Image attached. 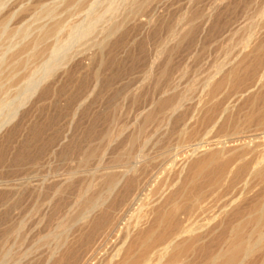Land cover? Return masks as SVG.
<instances>
[{
	"label": "rangeland",
	"instance_id": "obj_1",
	"mask_svg": "<svg viewBox=\"0 0 264 264\" xmlns=\"http://www.w3.org/2000/svg\"><path fill=\"white\" fill-rule=\"evenodd\" d=\"M0 72V264H264V0H0Z\"/></svg>",
	"mask_w": 264,
	"mask_h": 264
},
{
	"label": "bare ground",
	"instance_id": "obj_2",
	"mask_svg": "<svg viewBox=\"0 0 264 264\" xmlns=\"http://www.w3.org/2000/svg\"><path fill=\"white\" fill-rule=\"evenodd\" d=\"M1 2H2V0H1ZM182 24V23H181ZM183 26V25H182ZM179 32V31H178ZM177 32V33H178ZM250 37V36H249ZM247 44V43H246ZM217 72V71H216ZM222 72V70L220 69L218 72H217V74L218 73H221ZM1 73V72H0ZM2 74V73H1ZM225 75V74H224ZM223 76V75H222ZM223 78V77H222ZM214 79H215V77H211L210 78V80L208 81V83L206 84V87H210V85L213 83V81H214ZM262 81H264V73H263V75H262V77L260 78V80L258 81V83L257 84H262L261 82ZM215 82V81H214ZM221 83V82H220ZM256 84V85H257ZM37 85L38 84H36V85H34V88H36L37 87ZM218 85H221V84H218ZM212 86V85H211ZM258 86V85H257ZM255 87V86H254ZM213 88V87H212ZM218 88V87H217ZM216 88V89H217ZM256 88V87H255ZM254 88V89H255ZM207 89V88H206ZM211 90V89H210ZM215 90V89H214ZM219 90V89H218ZM250 90V89H249ZM32 93H34V92H32ZM244 94V93H243ZM242 96V95H241ZM241 96H238V97H241ZM244 96V95H243ZM242 96V97H243ZM20 103V102H19ZM228 105V104H227ZM230 105V104H229ZM228 105V106H229ZM229 107H226L224 110H223V112H222V114L221 115H219V117H218V119H214L215 120V122L212 124L213 126L212 127H217L218 125V123H219V121L222 119V117L224 116V114L229 110L228 109ZM231 109V108H230ZM18 110H19V108H17L15 111H14V113H13V115L11 116V118H10V120L11 119H13V118H15L16 117V115L18 114ZM7 118V117H6ZM222 122V121H221ZM2 126V125H1ZM1 126H0V128H1ZM4 126V125H3ZM225 148H222L221 150H219L218 151V154H220V155H225L226 153H225ZM197 152H198V149L197 150H195V152H194V154H192V156L193 155H196L197 154ZM217 153V152H216ZM217 155V154H216ZM228 155V154H227ZM191 155H190V158L192 157ZM226 156V155H225ZM217 157V156H216ZM221 157H223L224 158V156H221ZM220 157V158H221ZM194 158V157H193ZM227 158V157H226ZM222 159V158H221ZM229 164V163H228ZM235 165V164H234ZM227 166V165H226ZM234 169H235V166L233 167V166H231L230 167V173H232L233 171H234ZM251 171L248 173V175H247V177H246V179H245V184L247 183L246 181H249V179H251V178H260V177H263L264 176V155L261 157V158H259V160H258V162L256 163V165L252 168V169H250ZM244 182V181H243ZM249 183H250V181H249ZM244 184V183H243ZM247 186V185H246ZM164 190V189H163ZM243 191H244V189H243ZM161 193V192H160ZM243 195H244V193L242 192L240 195H239V197H237L235 200H233L230 204H229V208L231 209L232 207H234V206H236V204L237 203H239V201H241L242 200V198H243ZM93 206V205H92ZM228 208V209H229ZM260 211L263 213V216H264V200H263V203H262V206L260 207ZM262 216V219H264V217ZM192 231H193V229L192 228H190V229H188V230H178L176 233H174V235H173V237H172V239H170L169 240V242L168 243H166L161 249H159L155 254L157 255V264H159L160 262H163V261H165V264H182L183 263V259L185 258V256L183 255L184 254V252H183V250L184 249H182V247L184 246L183 244L184 243H180L179 242V240L183 237V236H185V235H187V234H190V233H192ZM170 233V232H169ZM165 237H164V235H161L160 237H159V240H162V239H164ZM237 249H238V247H237ZM221 250H222V248H221ZM247 250V249H246ZM237 251V250H236ZM250 251V250H249ZM183 252V253H182ZM245 252V251H244ZM243 252V253H244ZM248 252V251H247ZM251 253V252H250ZM248 253H246L245 255H247ZM216 257V256H215ZM213 258V259H217V258ZM243 258H245V257H243ZM215 260H213V262L215 261ZM224 262V261H223ZM228 263V262H227ZM242 263V262H241ZM161 264V263H160Z\"/></svg>",
	"mask_w": 264,
	"mask_h": 264
}]
</instances>
